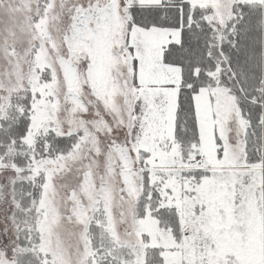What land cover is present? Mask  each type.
Masks as SVG:
<instances>
[{
	"label": "snow or ice",
	"instance_id": "obj_1",
	"mask_svg": "<svg viewBox=\"0 0 264 264\" xmlns=\"http://www.w3.org/2000/svg\"><path fill=\"white\" fill-rule=\"evenodd\" d=\"M0 264H264V0H0Z\"/></svg>",
	"mask_w": 264,
	"mask_h": 264
}]
</instances>
